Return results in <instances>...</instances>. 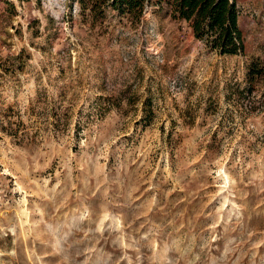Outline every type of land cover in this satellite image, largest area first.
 <instances>
[{"label": "rangeland", "instance_id": "rangeland-1", "mask_svg": "<svg viewBox=\"0 0 264 264\" xmlns=\"http://www.w3.org/2000/svg\"><path fill=\"white\" fill-rule=\"evenodd\" d=\"M150 0H0V264H264V0L220 55Z\"/></svg>", "mask_w": 264, "mask_h": 264}, {"label": "trees", "instance_id": "trees-1", "mask_svg": "<svg viewBox=\"0 0 264 264\" xmlns=\"http://www.w3.org/2000/svg\"><path fill=\"white\" fill-rule=\"evenodd\" d=\"M150 0H80L82 11L94 15L110 8L118 15L140 16ZM165 1L171 16L185 21L193 36L220 55H237L244 51L239 27L240 8L236 0H157Z\"/></svg>", "mask_w": 264, "mask_h": 264}, {"label": "crops", "instance_id": "crops-1", "mask_svg": "<svg viewBox=\"0 0 264 264\" xmlns=\"http://www.w3.org/2000/svg\"><path fill=\"white\" fill-rule=\"evenodd\" d=\"M236 3H238L237 0H236Z\"/></svg>", "mask_w": 264, "mask_h": 264}]
</instances>
